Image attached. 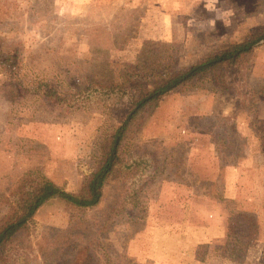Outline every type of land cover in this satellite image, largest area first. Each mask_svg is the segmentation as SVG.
<instances>
[{
	"label": "rangeland",
	"instance_id": "rangeland-1",
	"mask_svg": "<svg viewBox=\"0 0 264 264\" xmlns=\"http://www.w3.org/2000/svg\"><path fill=\"white\" fill-rule=\"evenodd\" d=\"M263 27L264 0H0V50L14 56L12 71L0 67V218L28 171L80 188L96 167L103 133L139 90L131 83L143 79L150 88L161 73ZM234 77L228 90L174 89L163 102L182 109L190 89L204 92L206 106L225 95L252 124L242 137L230 120L199 113L176 127L198 126L193 137L209 134L221 155L241 165L242 173L226 177V190L193 175L196 159L184 161L189 147L199 152L195 139H142L141 129L125 142L98 205L45 202L0 251V264H264V109L257 107L264 45ZM176 182L193 185V193ZM230 200L254 217L256 230L237 222L227 236Z\"/></svg>",
	"mask_w": 264,
	"mask_h": 264
},
{
	"label": "trees",
	"instance_id": "trees-1",
	"mask_svg": "<svg viewBox=\"0 0 264 264\" xmlns=\"http://www.w3.org/2000/svg\"><path fill=\"white\" fill-rule=\"evenodd\" d=\"M259 45H264V27L249 31L242 39L200 57L182 70L161 73L150 88H147L143 79L138 80L137 85L131 83L130 86L138 87L139 90L131 95L119 122L103 133L98 144L96 167L77 191L65 190L37 171H28L18 180L10 191L6 210L0 218V251L16 242L17 235L30 227L36 211L51 199H59L83 209L98 205L105 183L123 163L122 149L125 142L140 132L165 95L174 89L206 85L215 91L228 90L231 80L235 79V72L246 65L248 57ZM13 59L11 53L0 50L1 68L12 71ZM227 208V236H232L230 233L237 222L242 223L243 231L247 228L251 233L250 228L257 229L252 215L237 211L232 202ZM245 238L250 240V234Z\"/></svg>",
	"mask_w": 264,
	"mask_h": 264
},
{
	"label": "crops",
	"instance_id": "crops-1",
	"mask_svg": "<svg viewBox=\"0 0 264 264\" xmlns=\"http://www.w3.org/2000/svg\"><path fill=\"white\" fill-rule=\"evenodd\" d=\"M176 92V91H175ZM170 93V92H169ZM165 95L159 102L158 107L153 112L152 116L149 118L146 125L142 128L139 137H142V139H153V138H159L164 141V143H175V144H186L189 141V138L192 140H196L195 146H199L200 150L199 152H194L193 146L189 147L186 157L184 158V161L191 162L192 160H195V163H199L200 166L198 168L192 167L191 171H193L194 176H203L207 175L208 180L210 181H216L225 184L224 186H221V190H226L227 186V176L230 172L233 173H242L240 171L239 163H231L228 161L227 158L224 157V155H221L217 150V143L213 139L212 136L209 134H202L200 136H195L194 138L191 134L192 132H199L201 129L196 126L195 128L189 127L186 125L185 127H182V129H176L178 125L183 126L184 121H182V118L190 120L193 115L205 114L207 117H219V118H226L230 120L232 124V130H234L238 135H245L243 133L244 131L247 133V131L252 132L253 126L250 122H246V120L239 116V112H234L235 105L234 101L232 102L231 98L225 95H217V100H215L211 105H207L209 103L206 99L203 100L201 103L202 98L205 97L202 93L194 89H190L187 91H184L183 93V102H182V109L179 107V105H176L172 107V105L163 104L166 97L170 94ZM175 94H178L177 92ZM169 98H173L172 96H169ZM207 98V96H206ZM168 105V106H167ZM257 107H260L261 109H264V101L257 102ZM259 108V109H260ZM166 109V110H165ZM264 120V119H263ZM246 122V123H245ZM191 128V129H190ZM185 129L190 134H183L184 136L180 134L181 130ZM252 130V131H251ZM249 134V133H248ZM190 135V136H188ZM201 139V142L199 141ZM192 157V158H191ZM205 157V159H203ZM202 159L204 162L202 163ZM203 169L204 173L201 175L200 169ZM175 186L179 187L181 190L188 192L189 194L193 193V185L186 184L184 182H176L173 183ZM224 192V191H223ZM221 191V194L224 195ZM226 199V198H225ZM226 202V201H225ZM233 202L232 200L228 201ZM227 202V203H228ZM229 203V204H230ZM226 208V213L228 215V205ZM236 207V204H235ZM238 209V208H236ZM238 211V210H237ZM227 222V218H226Z\"/></svg>",
	"mask_w": 264,
	"mask_h": 264
}]
</instances>
